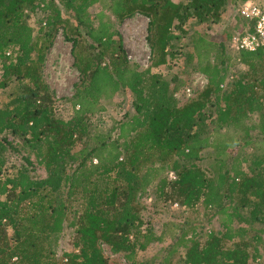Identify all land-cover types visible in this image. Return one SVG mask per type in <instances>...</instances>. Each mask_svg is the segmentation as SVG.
I'll list each match as a JSON object with an SVG mask.
<instances>
[{
    "label": "trees",
    "instance_id": "obj_1",
    "mask_svg": "<svg viewBox=\"0 0 264 264\" xmlns=\"http://www.w3.org/2000/svg\"><path fill=\"white\" fill-rule=\"evenodd\" d=\"M100 1L0 0V90L16 83L0 108V264H110L104 247L123 264H264V44L230 56L237 26L218 42L202 33L229 1L246 0H111L120 21L148 18L146 68L129 61L108 18L91 19ZM38 9L48 13L34 36L26 18ZM187 25L199 28L189 34ZM59 29L79 73L68 119L56 115L42 77ZM179 61L207 79L183 103L173 96L179 77L155 71ZM230 61L243 69L231 73ZM121 91L133 113L94 127L102 100ZM14 140L24 164L11 175L7 153L22 151ZM34 160L41 177L31 174ZM147 192L177 204L181 219L159 232L141 214ZM212 220L218 226L205 227ZM165 235L152 259L140 258Z\"/></svg>",
    "mask_w": 264,
    "mask_h": 264
},
{
    "label": "rangeland",
    "instance_id": "obj_2",
    "mask_svg": "<svg viewBox=\"0 0 264 264\" xmlns=\"http://www.w3.org/2000/svg\"><path fill=\"white\" fill-rule=\"evenodd\" d=\"M110 1L111 0H101L92 5L89 8L91 19L97 25L100 18L103 19V21H106L108 18L113 24V28L118 32L122 39V45L129 61L136 63L140 68H146L149 64L150 58V50L147 44L148 18L140 13H136L133 17H127L120 21L110 14L108 10L107 6L110 4ZM173 1L177 2L178 0ZM255 1L264 7V0ZM242 3L243 2L232 4V2L229 1L227 4V11L224 13L221 20L212 27L210 26L208 29L203 28L202 33L206 32V37L209 40L218 42L226 39L225 35L227 33H232L236 26L241 29L244 26V20L240 14ZM47 13L48 12L40 9L34 12H27L26 19L29 25L33 28L34 36L39 35V29L43 22L46 21ZM191 23H194V21ZM186 28L188 29L187 31L189 34H193V32L198 30L199 27L187 25ZM187 47H189V45H187ZM227 52L232 56L233 51L230 48H228ZM168 69L169 68L161 67L155 69V71L161 72L165 79H170L172 76L177 75V77H179V82H181L180 88L192 83L194 76H204L198 71H194L192 66L187 62L182 64L179 61L174 67ZM230 69L232 73L243 69V66L235 61H230ZM42 77L50 89L56 115L63 119H68L73 111L69 99L74 94V85L78 82L79 73L73 66L72 42L64 37L62 29H59L56 33L55 37L52 39L51 46L46 51L42 67ZM13 86L15 88V82L10 83L7 88L0 90V108L7 103L10 93H14ZM131 100L132 96L123 91L114 94L109 101L102 100L101 105L103 109L90 117L92 125L101 128L102 131L111 128V126L123 119L125 115H131L133 113ZM230 135L232 134L230 133ZM14 145H16L18 149H22V151L19 153L8 151L7 153L8 160L5 168L6 172L11 175L24 164L22 158L24 149L21 146V142L14 140ZM31 159L33 158L31 157ZM203 163L208 164L209 160L205 159ZM33 164L36 165V168L31 174L34 177L43 176V168L37 166L35 160ZM141 201L146 205V209L141 213L143 219L151 221L159 232L162 229L163 223L181 219L180 208L175 203L155 202L150 192L141 196ZM199 214L200 219L203 220L202 213L200 212ZM204 225L209 229L218 226L215 220H212L210 224L205 223ZM71 241L72 231L67 230L60 241V249L66 251L72 250ZM168 243L169 236L165 235L161 242L150 245L146 251L141 253L140 258L144 261L152 259V257ZM104 254L108 258L110 264L125 263L122 256L111 254L107 247H104ZM262 255L264 257V251L262 252Z\"/></svg>",
    "mask_w": 264,
    "mask_h": 264
},
{
    "label": "built area",
    "instance_id": "obj_3",
    "mask_svg": "<svg viewBox=\"0 0 264 264\" xmlns=\"http://www.w3.org/2000/svg\"><path fill=\"white\" fill-rule=\"evenodd\" d=\"M240 14L245 21L244 26L232 37L230 49L232 51L248 50L254 51L264 44V7L255 0H246L242 3ZM207 84L205 76H194L192 83L177 90L173 96L183 103L201 90ZM172 177V174H170Z\"/></svg>",
    "mask_w": 264,
    "mask_h": 264
}]
</instances>
